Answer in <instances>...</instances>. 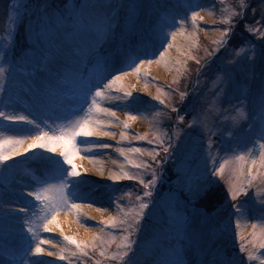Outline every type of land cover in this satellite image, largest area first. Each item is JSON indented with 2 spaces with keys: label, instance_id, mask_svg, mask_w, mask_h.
<instances>
[{
  "label": "snow or ice",
  "instance_id": "snow-or-ice-1",
  "mask_svg": "<svg viewBox=\"0 0 264 264\" xmlns=\"http://www.w3.org/2000/svg\"><path fill=\"white\" fill-rule=\"evenodd\" d=\"M17 6L11 8L15 19H22L20 8H24V12L29 11L26 5L19 4V0H14ZM202 6L197 4L194 7H189L188 11L191 12V21L195 26L196 21L200 18V13L197 9ZM247 6L241 0L240 8L244 9ZM147 8L146 5L137 4L132 0H78L77 3L72 5H65L64 10L54 9L51 5L43 3L38 5L32 12L35 17L28 26V37L31 41L30 54L37 51V44H41L46 38H51L53 33L56 35L74 34L71 38L73 43H65L64 50L59 55L49 53V55H42L41 70L37 74L42 77L48 78L49 82L55 80L58 86H63L65 81L71 80L79 84V96L82 97L80 107L76 113L77 116L83 112V116L76 119L72 125L71 131L62 134L60 137H48L47 134H41L32 139L28 148L24 151L34 148H43L48 152H54L53 144H62L69 146L67 150L62 149L59 153L62 157L61 161H53L55 165L59 166L60 175L58 179L60 184L58 187L49 185L41 191H24L22 188L19 192V197H32L36 201L44 204L46 214L41 217V224L35 227H42L44 232H51L52 227L56 220V214L62 211H69L71 209H79L80 204L75 203L73 200L69 201L68 195L65 190L69 187L75 189L79 183L80 173L72 158L76 155L75 141L78 137H109L114 138V134L107 130H97L94 122L91 120L93 111L103 112L110 118H114V123L119 124V118L115 111L108 108H101L98 104V98H104L106 90L112 88L117 81L121 80L123 76L130 73L139 75L145 65H151L156 60L157 55L160 60H163L167 48H171L172 44L169 43V38L175 40L177 33L171 29L175 28L177 23L183 26L187 17L172 16L165 14L157 17L155 20H147L145 14L141 9ZM238 17V22H243L246 18L245 13L237 11L233 14ZM171 20V23H169ZM260 23L264 24V11L260 13ZM70 25V26H69ZM231 27V25H230ZM252 31V29H248ZM260 33L262 41L258 50L254 51L251 59L247 60L243 67L235 61L229 60L228 63L222 65L215 70L221 73L220 88L218 89V103L220 106L225 107V111H234L237 113L232 118L233 125L239 123L240 120L247 119L250 130L258 129L257 134L253 139L258 142L260 149L258 159L252 158L254 156L255 144L252 145L253 150H249L246 155L235 156L234 161L225 160L216 166L215 160L212 161L213 167L209 173L208 165L205 163L201 169L199 167L193 168L191 164L180 163L176 173V179L181 185V195L184 196V203L175 194L170 191L167 195H160L158 192H153L157 184V172H152V179L144 181L139 177L124 173L122 175H112L109 179L114 181H133L138 180L145 189L144 195L140 197L139 210L132 218V222L124 219L117 220L110 218L109 220H102L100 223L107 228H116L117 224H128V235L124 236L123 243L120 247L123 249L122 256L118 257L123 260L128 257L125 264H243V259L225 248L218 246L214 240V219L199 211L188 214L186 207L189 203L196 200H207L212 197L213 185L215 181L213 176L219 179H225V169L229 163H234L238 167V182L229 183L226 197L230 198L231 204L229 207L233 212L229 214V219L232 215L247 211L245 205L248 200L237 203L240 197L251 199L252 194L250 189L253 187L254 181L257 179V174H254V169L257 164L264 168V29H257ZM223 38L229 36V32L225 31L222 34ZM77 37L79 38L77 40ZM153 42H158L160 48H165L164 51L155 48ZM226 42L225 39L220 41ZM151 44V47L149 46ZM112 45V51H108L106 46ZM107 52V54H105ZM29 57V56H28ZM27 57V58H28ZM26 58V59H27ZM123 58L127 61V68L117 67V63ZM199 63V61H197ZM87 69L82 70V69ZM243 81V83H242ZM38 86L44 88L45 85L41 81ZM2 90V89H0ZM125 98L131 103H135L138 99L133 97L131 91L125 92ZM185 94L181 95L183 102ZM161 104L163 100L155 97ZM14 103L13 98L10 96L5 102V107H10ZM145 104L148 101H144ZM167 107V105H165ZM86 110V111H85ZM172 112L178 113L177 120L183 124L185 116L191 115V123L188 128L191 131L185 132V137H193L197 129L201 130V136L205 132L215 135L211 132L205 119H202V112L197 111L193 107L192 112L187 111L185 106L183 112L180 108L173 106ZM0 118L11 123H27L32 124L33 121L29 120L24 115H10L6 112L0 111ZM128 120H135V115L129 114ZM113 124H109V127ZM123 127L127 129L128 123H123ZM225 132L230 137L237 134L232 132L230 128L224 127L219 130V135L224 136ZM122 138H126L122 134ZM177 140L183 141L179 133H176ZM143 139V137H140ZM3 143H12V141H0V147ZM16 144L22 143L15 141ZM100 149L111 147L108 144H100L97 141H92ZM150 143H152L150 141ZM160 151L151 153V163H135L128 160V163L136 169L148 170L155 166L156 169L162 170L165 165L172 162L173 166L178 163V156L176 153L180 149L171 137L167 138V145L161 141L155 145ZM248 145H245L247 148ZM203 148V139L193 140L190 151L197 152ZM122 156L127 159L126 151L133 153L143 154V149L139 147L130 148L125 150L123 147L117 149ZM163 152V156H161ZM19 149L14 150L12 153H5L0 151V166L8 167L9 161L13 155H21ZM251 164V167L246 165ZM67 165V167H64ZM48 183V181H44ZM58 191L59 195L56 197L43 196L42 193H50ZM72 195L75 196L73 192ZM145 197L147 199H145ZM47 201V203H45ZM260 209L261 217L264 220V194L260 196ZM24 212L23 224L21 225V232L26 231L31 234L33 240H36L37 232L32 223L28 221L26 209L21 207L19 209L4 208L3 197L0 194V219L5 224L11 222L16 216V212ZM146 225L149 227L146 229ZM94 227V226H90ZM253 233L256 235L257 225L253 224ZM103 231V229H101ZM264 231V229H262ZM143 239H140L141 234ZM137 236V240L132 239V235ZM70 245H74L76 250L87 254L86 250L92 248L93 250L99 243H103L99 236L92 238L90 243L81 244L75 239L68 236L63 237ZM240 253L247 254V260L259 261V264H264V240L257 245L259 255H254L248 251L247 246L243 243L241 237ZM47 241L39 240L38 243L29 244L24 249H20L23 256L32 255L39 257L47 255L49 257L56 255L52 251L45 252L41 245ZM139 251L141 259L139 261L133 259L135 253ZM9 254L6 251H0V264H17L15 260L7 259ZM101 256H107L106 251L100 252ZM59 260H65L66 257L61 253L58 256ZM19 264H45L43 261H33L21 259ZM51 264V262H47Z\"/></svg>",
  "mask_w": 264,
  "mask_h": 264
},
{
  "label": "rangeland",
  "instance_id": "rangeland-1",
  "mask_svg": "<svg viewBox=\"0 0 264 264\" xmlns=\"http://www.w3.org/2000/svg\"><path fill=\"white\" fill-rule=\"evenodd\" d=\"M77 2L78 0H19V4L26 5L29 11L25 13L24 8L21 7L22 19H15L14 14L11 12V8L17 6L14 0H0V89H2L0 90V111L6 108L5 102L8 98L10 96L14 98L16 95L14 88L17 87H14L13 84L17 83V80L21 81L29 78L30 74L34 72L39 73L40 68L38 70V67H41L42 55H49V53L59 55L58 46L64 47L65 43L72 39V34H67L65 38V35L58 36L54 32L51 38H46L41 44H37V51L30 54L31 41L28 37V26L35 19L32 12L38 5L43 3L51 5L54 9L64 10L66 4L72 5ZM132 2L147 6V8L140 10L145 14L147 20L150 19L154 11H158L159 15L164 13L162 9L167 10L172 16H186L184 29L189 32L191 41L185 45L187 54L182 58L180 73L177 76L169 77L165 82L156 79L147 82L155 88L152 103L154 112L152 122L143 133L137 132V134L130 135L134 138V143L130 144L128 148L139 147L143 149V154L130 152L128 160L135 163H151L153 150L160 151L155 145L163 141L166 146L167 138L171 137L180 149L176 153L179 158L177 165L173 166L170 161L162 170L156 169L155 166L144 170L133 168L129 164L127 169L117 175L128 173L147 182L153 178L152 172L156 171L157 184L153 189L154 195L158 192L163 196L172 191L184 203V196L181 195V185L176 179L180 163L191 164L193 168L199 167L201 169L207 163L210 173L213 160H215L216 166L225 160L234 161L235 156L246 155L249 150H253V144L256 145L253 150L254 156L258 159L260 149L258 142L253 139L258 129L250 130L249 127H246L248 125L247 119L240 120L235 126L233 125L232 118L237 113L231 110L225 111V107L220 106L218 103L217 94L220 88L221 73L215 69L228 63L229 60L235 61L240 67H243L247 60L251 59L253 52L259 49L262 41L260 33L256 30L264 29V24L259 22L260 13L264 11V0H243V3L247 6L244 9L240 8L241 0H132ZM208 3H213V6L216 7V21L208 23L200 17L194 26L191 21V12L188 11L189 7L199 4L202 7L197 11H200L203 7H207ZM237 11L245 13L246 18L242 23L238 22L239 18L233 15ZM248 29H252V31ZM225 31L229 32L227 38L222 36ZM222 39H225L226 42L221 43ZM149 46L151 47V44ZM164 50L165 48L160 49V51ZM117 67L127 68L122 65ZM36 86L38 92H26L22 95L27 101L33 100L39 103L35 109H27L28 119L32 120L33 123H24L20 127L42 130L43 134H51L53 131L50 118L51 108L66 97L76 96L82 99L79 96L81 86L70 79L65 81L63 86H58L56 83L55 86L50 87L51 92H43L44 88L42 90L38 84ZM182 94H185L183 102L181 101ZM155 97L163 100L164 104H161ZM173 106L180 108L182 112L187 106L189 113L195 107L197 111L202 112V119L206 120L211 132L216 134L211 135L205 132L201 136V130L197 129L193 137H185L184 133L191 131L188 124L191 123L192 117L187 115L184 123H179L177 120L178 113L171 111ZM2 123L3 119L0 118V129L3 127ZM224 127L230 128L237 135L230 137L225 132L224 136L221 137L219 130ZM176 133H179L180 137L183 138L182 142L177 140ZM140 137H143V139H140ZM201 138L203 139L202 150L190 151L193 140ZM245 145H248V147L245 148ZM163 155V152H161V156ZM7 165V168L0 166V189L4 185L7 186V183L13 178V165L10 166L8 163ZM237 167L236 164L229 163L225 169V179L213 176L212 179L215 184L213 185L212 197L207 200L191 202L185 210L188 214L199 211L213 217L215 221L213 226L214 240L218 243V246L225 248L233 255L241 257L243 264H259L258 260L249 262L247 254L240 253L239 249L242 242L241 237H243V243L247 246L248 251L257 255V245L264 240V231H262L264 220L260 219L262 214L259 211L260 196L264 194V168L257 164L254 169L257 179L250 189L252 198L241 196L240 200L237 201V203H240L245 199L248 200L245 205L247 211H243V213L249 223L247 229L243 232V236L238 237L234 228V215L229 219V214L233 212V209L229 207L232 202L230 198L226 197L228 184L238 182ZM246 167H251V164L249 163ZM144 191L143 185L138 180L114 181L112 187L105 192V200L111 218L132 222V218L139 210L141 202L139 198L144 195ZM2 192L3 190H0V194ZM145 199L147 198L145 197ZM253 224L257 225L255 236L252 235L254 231ZM145 227L147 229L149 226L146 225ZM88 232H91V234L87 239L80 240L77 238V242L81 244L90 243L94 237L93 235L98 233L96 236H99L103 243L98 242V246L94 250L92 248L87 249V254L76 250L74 245L69 247L59 246L57 254L63 253L66 257L65 260H61L63 264H125L128 257H124L123 260L118 257L122 256L123 253V249L120 247L123 238L128 235L127 223H118L116 228L105 227L103 231H101V228L98 230L90 228ZM143 235L142 233L140 236L141 240ZM78 236L80 237L79 234ZM132 239L137 240V236L133 234ZM101 251H106L107 256H101ZM133 259L137 261L141 259L139 251L135 253Z\"/></svg>",
  "mask_w": 264,
  "mask_h": 264
},
{
  "label": "bare ground",
  "instance_id": "bare-ground-1",
  "mask_svg": "<svg viewBox=\"0 0 264 264\" xmlns=\"http://www.w3.org/2000/svg\"><path fill=\"white\" fill-rule=\"evenodd\" d=\"M119 2H123V0H119ZM215 9L216 7L213 6V3H208L207 7H203L199 11L200 17L208 23L216 21L217 12ZM162 11L164 13L160 15L158 11H154L149 20H155L157 17L170 14L165 9H162ZM169 23H171V20H169ZM184 26H186V20L183 23L182 29L179 22L174 30L171 29L177 35L175 40L169 38V43L172 44L171 48H167V45H165L167 51H165L163 60H160L159 56H157L156 60L159 62L145 65L139 75L130 73L127 76H123L111 89L106 90L104 98H98V104L101 108H108L117 113L119 124L116 125L114 118L108 117L103 112L93 111L90 118L97 130H107L114 134V138L112 136H92L88 138L78 137L76 139V155L73 156L72 161L80 173V183L75 189L72 187L67 188L65 194L68 195L70 203L74 200L75 203L81 206L79 209L57 213L55 223L51 225V232H44L42 227H35L41 224V217L46 214L44 204L32 197H19V192L22 188L27 192L28 190L41 191L43 188L49 187V185L54 186V188L58 187L60 184V180L58 179L60 170L59 166L55 165L53 161L62 162V157H60L59 153L62 149L67 150L69 146L53 144L54 152H48L43 148H34L25 152L24 150L28 148L32 139L43 134L42 130L20 127L21 124H24L23 122L14 124L3 120V127L0 129V141H12V143H3L0 151L12 153L14 150L19 149L22 153L19 156L13 155L7 161L10 166L13 165V178L7 183V186L4 185L0 189L1 191L3 190L1 193L3 207L13 209L25 208L28 221L34 225L38 237L36 240H33L31 234L26 229L24 232H21V225L24 222L23 217L25 216L24 212L17 211L15 218L8 224H5L0 219V251H6L9 254L6 257L7 259L15 260L17 264H19L22 258L43 261L45 264L49 261L51 264H63L58 259L59 255L57 253L59 252V246H71L64 240L63 237L65 235L76 241L77 238L83 240L87 239L91 234V232H88V229L98 230L99 228H105V225L100 222L111 218V213L108 211L109 207L105 200V192L114 183V180L109 179V177L117 175L128 168V155L131 154L130 151H126L127 159H125V156H122L117 149L123 147L125 150H128L129 145L134 143V138L130 135L137 134V132L143 133L152 122V115L154 114L152 103L155 88L151 84H147V82H151L153 79L165 82L169 77L172 78L180 73L182 58L187 54L185 45L191 41V36L184 29ZM68 43H73V40L71 39ZM153 43L155 48L161 49L158 42ZM58 48V54H61L64 47L58 46ZM106 48L108 51H112L113 46L107 45ZM120 63H117L116 66L122 65L123 67H127V61L123 58H121ZM39 68L41 70V67H38V70ZM82 70L86 71L87 69ZM37 74L34 72L30 74L29 78L21 81L17 80V83L13 84L14 87H17L14 90L16 91V95H18H15L13 98V105L6 107L3 112L10 115H24L28 117L29 113L27 109H35L39 103L33 100L27 101L22 95L26 92H38L36 85L41 81L45 85L43 92H51L49 88L56 85L55 80L49 82L48 78ZM128 91L132 92L133 97L138 98L135 103H131L125 98L124 94ZM81 101L82 99L76 96L66 97L61 99L55 107L51 108L50 118L53 131L51 134H47L48 137L57 138L71 131L74 121L84 114L81 112L79 116L76 115ZM144 101H148V103L145 104ZM129 114H133L137 118L129 121L127 118ZM125 122L129 124L127 129L123 127V123ZM110 123L113 126L109 127ZM122 134L126 138H122ZM15 141H21L22 143L16 144ZM92 141L108 144L111 147L100 149ZM252 158L256 159L255 156ZM64 167H67V165ZM44 181H48V183H44ZM73 192L75 196L72 195ZM58 195L59 192L54 190L50 193H42V198L43 196L56 197ZM234 217L235 232L238 237L243 236V232L249 225L247 217L243 211L235 214ZM96 234L93 236L95 237ZM39 240L47 241L41 245L45 252L52 251L56 255L51 257L47 255L39 257L32 255L23 256L20 249H26L29 244L34 245ZM257 255H259V251Z\"/></svg>",
  "mask_w": 264,
  "mask_h": 264
}]
</instances>
